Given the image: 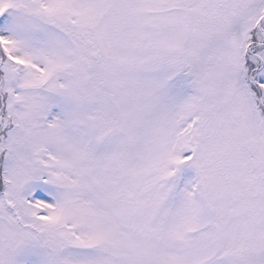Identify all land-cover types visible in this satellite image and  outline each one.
<instances>
[{
  "label": "snow or ice",
  "instance_id": "snow-or-ice-1",
  "mask_svg": "<svg viewBox=\"0 0 264 264\" xmlns=\"http://www.w3.org/2000/svg\"><path fill=\"white\" fill-rule=\"evenodd\" d=\"M0 264H264V0H0Z\"/></svg>",
  "mask_w": 264,
  "mask_h": 264
}]
</instances>
